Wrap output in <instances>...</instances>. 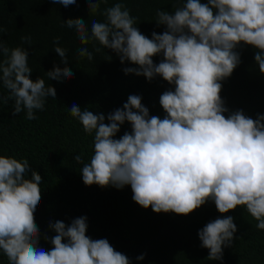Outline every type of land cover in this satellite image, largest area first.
<instances>
[{
  "label": "clouds",
  "instance_id": "9594fccd",
  "mask_svg": "<svg viewBox=\"0 0 264 264\" xmlns=\"http://www.w3.org/2000/svg\"><path fill=\"white\" fill-rule=\"evenodd\" d=\"M65 8L77 0H51ZM106 0H88L90 14L100 11ZM105 22L91 21V34L83 18L68 19L81 44L94 40L116 53L126 75L143 76L149 82L162 77L173 89L160 96L166 115H150L142 96L129 95L122 108L107 115L73 104L70 114L82 124L86 134L94 133V154L85 163L82 155L74 157L81 164L85 185L123 189L130 185L132 199L156 213L189 215L213 201L221 214L245 206L264 230V114L253 119L243 110L229 113L221 96L222 82L231 77L241 63L238 48L256 49L255 62L264 74V0H185L174 12L156 10L157 26L152 38L143 35L136 17L123 3H115L103 13ZM4 29L0 28V33ZM32 44L31 37H22ZM54 51L65 65L47 72L50 80L64 82L74 73L67 67L66 50ZM99 52L100 48H96ZM0 83L9 95L0 96L7 104L14 100L12 114L26 110V119L38 117L48 97L57 99L55 87L45 80L33 81L28 65L29 53L20 47L9 49L0 39ZM80 57L93 59L86 47ZM163 58L155 63L153 57ZM108 121L106 123L105 121ZM131 131L116 139L121 126ZM31 172V178H27ZM42 177L32 171L27 159L0 156V250L8 264H131L107 239L93 240L86 235L87 216L49 222L56 235L44 236L53 247H40V230L35 216L41 204ZM234 217H217L199 230L201 247L209 250L206 259L223 261L225 247H231L237 232ZM66 241V242H65ZM145 255L137 257L143 260Z\"/></svg>",
  "mask_w": 264,
  "mask_h": 264
},
{
  "label": "trees",
  "instance_id": "16d2710c",
  "mask_svg": "<svg viewBox=\"0 0 264 264\" xmlns=\"http://www.w3.org/2000/svg\"><path fill=\"white\" fill-rule=\"evenodd\" d=\"M118 2L137 18L134 26L151 39L153 31L162 34L166 30L164 25L157 26L156 10L172 13L185 0H106L96 14H90L88 0H77V5L68 8L51 0H0V28L4 29L0 39L9 49L27 50L32 69L30 78L33 81L42 78L46 86L51 85L57 91V99L48 97L43 111L34 110L38 117L35 120L25 118L26 110L13 115L14 100L7 104L0 102V156L27 159L31 170L38 171L42 177V199L35 216L41 233L39 246L46 251L53 247L44 239L45 235H56L49 222L59 220L70 225L74 219L87 216L86 235L93 240L107 239L131 264H264V230L255 227L257 221L245 206L221 214L214 202L209 201L187 216L156 213L132 199L130 185L117 189L84 184L82 165L74 157L83 154L84 162H90L94 133L84 132L78 119L71 116V106L103 113L107 118L109 113L123 107L129 95H140L150 115L163 119L166 113L159 98L174 87L159 76L149 82L143 76L126 75L123 69L136 65L122 64L115 52L97 41L81 44L75 30L65 24L68 19L83 18L90 35L91 21L105 22L103 11ZM22 37H31L32 44L23 42ZM57 37L58 46L66 50L67 67L74 73L72 79L64 82L47 76L55 66L65 67L54 51ZM82 47L93 53L91 61L78 55ZM237 51L241 63L222 82L221 96L229 109L225 116L243 110L246 116L256 119L257 114H264V74L255 62L256 49L242 43ZM162 58L153 57L155 63ZM4 59L0 55V62ZM7 95L8 90L0 83V96ZM105 122L108 123L107 119ZM130 131L131 125L126 122L115 138ZM27 178H31V172ZM227 215L234 217L238 229L233 244L223 249V261L208 260L209 250L201 247L198 232L208 222ZM144 254L143 260L137 259ZM0 264H8L2 250Z\"/></svg>",
  "mask_w": 264,
  "mask_h": 264
}]
</instances>
